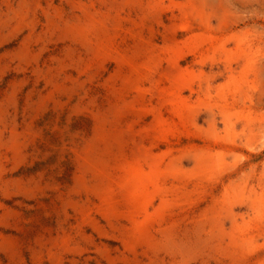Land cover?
<instances>
[{
  "label": "rangeland",
  "instance_id": "rangeland-1",
  "mask_svg": "<svg viewBox=\"0 0 264 264\" xmlns=\"http://www.w3.org/2000/svg\"><path fill=\"white\" fill-rule=\"evenodd\" d=\"M0 264H264V0H0Z\"/></svg>",
  "mask_w": 264,
  "mask_h": 264
},
{
  "label": "bare ground",
  "instance_id": "bare-ground-1",
  "mask_svg": "<svg viewBox=\"0 0 264 264\" xmlns=\"http://www.w3.org/2000/svg\"><path fill=\"white\" fill-rule=\"evenodd\" d=\"M134 166V165H133ZM101 171V170H100ZM134 172V171H133ZM143 172V171H142ZM135 173V172H134ZM102 174V173H101ZM136 174V173H135ZM140 175V174H139ZM143 175V174H142ZM162 175V174H161ZM164 175V174H163ZM134 176V175H133ZM146 176V175H145ZM157 176H159V175H157ZM129 177H130V175H129ZM128 177V178H129ZM136 177V176H135ZM134 177V178H135ZM155 177V176H154ZM127 178V177H126ZM150 178V177H149ZM146 179V178H145ZM155 179V178H154ZM125 180V179H124ZM130 180V179H129ZM133 181V180H132ZM142 181V180H141ZM156 181H157V179H156ZM117 182V181H116ZM146 182V181H145ZM152 182H153V180H152ZM105 183V182H104ZM128 183V182H127ZM135 183V182H134ZM139 183V182H138ZM141 183H143V182H141ZM140 183V184H141ZM155 183V182H154ZM106 184V183H105ZM104 184V185H105ZM133 184V183H132ZM148 184V183H147ZM136 185H138V184H136ZM144 184H141V185H139V187L141 188V186H143ZM157 185V184H156ZM106 186V185H105ZM116 186V185H115ZM134 186V185H133ZM149 186V185H148ZM147 186V187H148ZM102 187V186H101ZM104 187V186H103ZM125 187V186H124ZM123 187V188H124ZM137 187V186H136ZM136 187H133L134 188V190L132 189V191H131V194H130V197H131V201L133 202V203H138L139 202V205H140V203H144V202H147V200H148V198H149V192H144L143 193V195L140 193V191L139 190H137V188ZM146 187V188H147ZM110 188V187H109ZM116 188V187H115ZM118 189V188H117ZM121 189V188H120ZM151 189H153V186H152V188ZM112 190V189H111ZM127 190V189H126ZM131 190V189H130ZM141 190V189H140ZM124 191H125V189H124ZM129 191V190H128ZM139 191V192H138ZM153 191V190H152ZM151 191V192H152ZM103 192V191H102ZM165 193V192H164ZM167 193V192H166ZM112 194V193H111ZM116 195V194H115ZM106 196V195H105ZM165 196H167V195H165ZM111 198V197H110ZM124 199V198H123ZM126 199V198H125ZM129 199V198H128ZM114 200V199H113ZM127 200V199H126ZM111 201V200H110ZM109 202V201H108ZM118 202V201H117ZM129 202V201H128ZM106 203H107V200H106ZM114 204V203H113ZM113 204H110V205H113ZM119 204V203H118ZM131 204V203H130ZM108 207V206H107ZM111 207V206H110ZM129 207V206H128ZM113 208V207H112ZM137 208V207H136ZM135 208V210H137ZM146 208V207H145ZM134 209V208H133ZM168 209V208H167ZM116 210V209H115ZM117 211V210H116ZM115 211V212H116ZM131 211H133L132 209H131ZM142 211V210H141ZM138 213V212H137ZM142 214V213H141ZM137 215V214H136ZM131 216V215H130ZM140 216V215H139ZM142 216V215H141ZM132 218H133V216H131ZM134 218H135V216H134ZM148 218V217H147ZM146 218V219H147ZM131 219V218H130ZM136 219V218H135ZM149 219V218H148ZM147 219V220H148ZM134 220V219H133ZM135 221V220H134ZM143 221H145V220H143ZM141 222V221H140ZM144 223V222H143ZM145 223H147V222H145ZM141 224H142V222H141ZM140 225V224H139ZM146 225H148V224H146ZM139 227V226H138ZM140 228V227H139ZM141 230H142V228H141ZM141 232V231H140ZM146 232V231H145ZM139 233V232H138ZM142 234V233H141ZM144 239V238H143ZM144 241H145V239H144Z\"/></svg>",
  "mask_w": 264,
  "mask_h": 264
}]
</instances>
